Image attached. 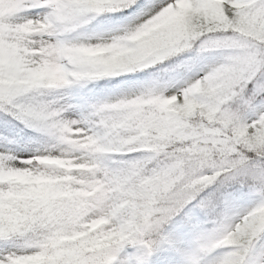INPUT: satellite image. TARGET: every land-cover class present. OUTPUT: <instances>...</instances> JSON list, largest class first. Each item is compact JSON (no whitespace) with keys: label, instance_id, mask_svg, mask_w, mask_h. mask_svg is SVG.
Returning a JSON list of instances; mask_svg holds the SVG:
<instances>
[{"label":"snow or ice","instance_id":"obj_1","mask_svg":"<svg viewBox=\"0 0 264 264\" xmlns=\"http://www.w3.org/2000/svg\"><path fill=\"white\" fill-rule=\"evenodd\" d=\"M0 264H264V0H0Z\"/></svg>","mask_w":264,"mask_h":264}]
</instances>
